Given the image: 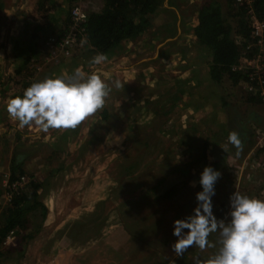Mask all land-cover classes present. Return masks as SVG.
Segmentation results:
<instances>
[{
    "label": "rangeland",
    "instance_id": "obj_1",
    "mask_svg": "<svg viewBox=\"0 0 264 264\" xmlns=\"http://www.w3.org/2000/svg\"><path fill=\"white\" fill-rule=\"evenodd\" d=\"M213 1L220 3L235 28L236 19L223 0H197L194 9ZM188 15L179 35L172 19L167 29L151 23L134 38L140 41L138 47L147 46L148 51L146 56L142 51L128 53L138 64L130 67L142 68L139 59L144 58L140 62L145 63V70L132 77L122 76V68L100 74L97 69L103 67L89 63L98 54L90 48L56 62L43 60V47L35 55L0 60V225L1 211L12 196L8 181L13 156L23 159L21 175L28 183L41 185L37 200L46 209L43 216L37 205L24 217L23 229L7 234L0 245V264H195L196 258L213 255L219 245L203 251L189 248L178 257L171 247L177 239L173 222L193 213L205 166L222 174L212 197L218 219H230L229 197L236 190L264 197V152L255 147L258 132H264V104L248 101L250 95L245 90L235 95L236 88L226 74L218 85L222 93L217 95L207 91L210 84L201 83L197 117L182 113L183 106L164 89L166 83L175 85L180 62L164 60L159 52V60L153 62L156 50L206 49L199 53L202 63L210 53L188 36L196 21L194 12ZM143 34L146 38L157 34L161 40L144 41ZM166 37L172 38L164 41ZM234 38L240 39L237 35ZM124 52L121 49V54ZM121 56L116 61L127 66ZM77 62L83 71H94L112 87L103 109L76 129H49L46 133L34 125L20 127L9 117L7 98L23 93L28 80H41L69 69L73 72ZM164 75L170 76L161 77ZM116 81L120 88L115 87ZM185 85L180 80L175 87L181 90ZM230 94L231 106L226 98ZM201 97L206 102L224 101L223 114L214 118L213 113H204L206 103ZM218 126L225 127L224 132ZM240 129L246 134V143L236 159L228 135ZM28 183L16 191L27 190ZM217 239L216 233L209 236L210 243Z\"/></svg>",
    "mask_w": 264,
    "mask_h": 264
},
{
    "label": "clouds",
    "instance_id": "obj_2",
    "mask_svg": "<svg viewBox=\"0 0 264 264\" xmlns=\"http://www.w3.org/2000/svg\"><path fill=\"white\" fill-rule=\"evenodd\" d=\"M106 60L105 54L98 53L89 63L101 65ZM121 86L119 81L115 82L116 88ZM111 91L112 87L100 75L77 67L71 74H53L31 83L22 95L8 99L6 110L20 127L34 125L45 133L49 129H76L105 107ZM228 142L239 155V133L230 132ZM221 176L213 167H204L199 178L202 191L196 193L197 206L191 215L173 222L177 239L172 251L179 257L189 248L203 251L218 244L213 255L196 258L195 264H264V199L236 190L229 197L230 219H218L213 213L212 197ZM192 186L195 187V181ZM213 233L218 234L215 244L209 241Z\"/></svg>",
    "mask_w": 264,
    "mask_h": 264
},
{
    "label": "crops",
    "instance_id": "obj_3",
    "mask_svg": "<svg viewBox=\"0 0 264 264\" xmlns=\"http://www.w3.org/2000/svg\"><path fill=\"white\" fill-rule=\"evenodd\" d=\"M87 3V6L91 12L100 11L103 7L104 0H85ZM16 4V5H14ZM197 4V0H162L161 5L157 9L156 13L153 15V18L151 19V23L160 24V26H164L165 29L168 28L169 24H172V19H174L175 25H176V35H179L181 33V24H186V20L189 18L188 14L193 13L195 15V24L197 22V13L198 8L194 9V5ZM71 6V0H4V2L1 1L0 5V60H3L7 56H30L35 55L36 53H39V50L42 51L43 41L44 39L49 35L58 34L61 31L65 29L68 21H69V11ZM193 24V28L195 26ZM151 25V24H150ZM173 25H170L169 28H171ZM161 27H159L160 29ZM193 28L191 27V33H189L190 39L197 42L196 37L193 33ZM162 29V28H161ZM151 30V29H150ZM155 29L152 28V31ZM189 30V31H190ZM146 33V32H144ZM159 33V32H157ZM144 38H146V34L141 35ZM137 38V37H136ZM172 37H166L164 41L168 40ZM146 39H149V41H152V43L155 42L156 39L161 38L157 37V34H151ZM136 41V42H135ZM137 42H140L139 39H133V40H122L120 44L115 47V50L113 52L109 53V57H107V60L102 63L103 69H97L100 74L103 73H110L114 68L120 69L122 68V71L125 72L122 76H135V74L139 71L143 72L145 70L144 67V61L143 59H139V64H141L143 67L140 69L136 66H133L134 68L130 67V65H138L134 63L135 60H131L134 58V55L129 56L128 53H140L141 51L144 52L143 56H146V51H148L147 46L144 48L138 47ZM198 45V44H197ZM182 46V45H181ZM121 49L125 50L123 54H121ZM131 50L133 52H131ZM206 51V49H196L195 47L192 48H176V49H166V50H156L155 55L152 56L153 62L158 61V56L161 54L160 58L162 57L164 60L169 59L174 62H180V65L177 67V71L175 74H177L174 77V84L177 86V83L185 82L186 85L182 87L181 90H178V88L175 87V85H168L167 83L164 86V89H169L168 91L165 90V93H168L170 97H173L172 99L176 101L177 105H182V113L185 112V114H194L197 117L198 112H196V106L197 103H199L198 98L200 97L201 93L198 92L200 88L201 83L203 84L204 81L209 85L208 90H212V93H215V95L219 94L221 91L220 88H218V85L225 79L224 75L221 78L219 82L214 81L210 74H209V65H210V53H208V57L206 58L205 62L202 63L199 53ZM159 52V54H158ZM192 52V53H191ZM127 60V66H122L118 61H116V58L122 57ZM193 54V56H191ZM120 56V57H119ZM131 57V58H130ZM196 57V58H195ZM199 57V58H198ZM146 59V58H145ZM199 59V60H198ZM112 60L115 62L112 63L113 66L108 65ZM130 64V65H129ZM82 64H76L75 69L77 67L81 68ZM83 66V65H82ZM109 66V67H108ZM125 67V69L123 68ZM129 68V69H128ZM151 69V67H150ZM125 70V71H124ZM176 70V68L174 69ZM121 70H118L120 72ZM69 73L71 74L72 70L69 69L67 71H63V73ZM117 72V73H118ZM39 75V74H38ZM34 77V74L31 75ZM170 75H164L161 77H167ZM167 80V79H166ZM38 81L35 79H30L27 81V84L25 86H30L31 83ZM231 82V81H230ZM232 83V82H231ZM233 84V83H232ZM236 88V91L234 92L235 95L237 92H241L243 89V86L241 83L233 84ZM214 88L216 91H214ZM175 89V90H174ZM222 93V92H221ZM23 93L15 94L11 97H14L16 95H22ZM232 94L229 95V97H226L228 99V105L230 103H234L230 100V97ZM8 97L7 99L11 98ZM218 97V96H217ZM222 97V95H221ZM202 101L205 102V112H209V114L212 115L214 118H217L219 115H222V109L225 108V102L220 101L221 103H215L212 99H210V102L204 101V99L201 97ZM222 104V106L220 105ZM231 106V105H230ZM233 112V110H232ZM211 118V117H210ZM224 122V121H223ZM219 130L224 132L225 127L218 126ZM239 136L242 141V149L245 146L246 143V134L240 129L239 130ZM232 147H234L232 145ZM234 158L238 159L237 156V149L234 148ZM232 150V151H233ZM244 150V149H243ZM244 161V160H243ZM242 161V166L244 162ZM217 162V160H215ZM177 164H179L177 162ZM219 168V164L217 165ZM220 183V181H219Z\"/></svg>",
    "mask_w": 264,
    "mask_h": 264
},
{
    "label": "trees",
    "instance_id": "obj_4",
    "mask_svg": "<svg viewBox=\"0 0 264 264\" xmlns=\"http://www.w3.org/2000/svg\"><path fill=\"white\" fill-rule=\"evenodd\" d=\"M223 1L227 11L236 19V27L233 28L228 22L218 1L204 2L198 9L193 33L197 43L210 51L211 78L219 82L226 74L233 84H237L248 78L246 73L233 69L240 60L243 42L248 39L250 31L248 16L243 7L237 6L235 0ZM161 2L162 0H104L102 9L90 12L86 22L90 50L107 55L122 40L136 38L151 24V19ZM252 9L259 19L264 20V0H253ZM62 33L61 31L54 35L59 37ZM234 35L240 39L236 41ZM248 95H250L248 101L258 100L263 103L260 97L250 93ZM259 150L264 152V148ZM22 165L23 159L18 156L12 157L9 167L10 182L24 173ZM40 186L35 181H29L27 190L12 192L9 204L1 211L0 245L11 230L25 227L24 217L36 209L37 205L41 207L44 216L46 209L37 200Z\"/></svg>",
    "mask_w": 264,
    "mask_h": 264
},
{
    "label": "built area",
    "instance_id": "obj_5",
    "mask_svg": "<svg viewBox=\"0 0 264 264\" xmlns=\"http://www.w3.org/2000/svg\"><path fill=\"white\" fill-rule=\"evenodd\" d=\"M252 2L253 0H235L237 6L243 7L248 16L250 31L248 39L243 42L240 60L233 69L247 74V80L240 82L243 89L246 93L260 97L264 103V20L254 14ZM90 12L85 0H72L69 21L61 36L50 35L43 42L45 62L60 61L90 48L86 29ZM257 135L255 147L264 148V132L260 131ZM8 183L12 193L27 184L28 179L21 175L15 181Z\"/></svg>",
    "mask_w": 264,
    "mask_h": 264
}]
</instances>
